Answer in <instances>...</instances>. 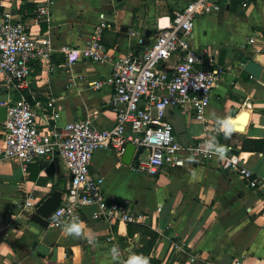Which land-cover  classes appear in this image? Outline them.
I'll list each match as a JSON object with an SVG mask.
<instances>
[{
  "label": "crops",
  "instance_id": "1",
  "mask_svg": "<svg viewBox=\"0 0 264 264\" xmlns=\"http://www.w3.org/2000/svg\"><path fill=\"white\" fill-rule=\"evenodd\" d=\"M187 1L0 0V13L9 11L35 37H47L52 50L48 66L32 61L20 90L0 84V106L21 93L33 106L38 128L43 113L50 112L58 113L56 125L87 119L96 128L109 127L114 120L110 90L92 88L93 80L108 74L109 63L67 65L58 49L84 46L92 28L104 21L100 42L110 58L136 54L143 48L135 46L127 31L143 36L148 30L150 36ZM217 2L218 11L195 17L191 44L205 48L223 66V74L201 118L169 106L164 119L181 145L209 135L231 146L258 186L247 187L234 172H222L214 163L187 159L148 176L121 162L125 146L119 155L99 148L91 155L89 169L101 178L104 195L131 199L145 218L129 230L127 224L110 229L106 221L90 218L92 208H86L77 219L94 241L86 243L89 239L66 236L62 226L43 228L26 217L33 208L25 207V200L39 203L53 189H64L67 173L58 159L39 158L22 168L17 160L0 157V264H116L110 253L114 245L120 249L119 264L131 253L148 256L150 264H264V149L241 148L244 140L264 141V0ZM39 5L47 6L48 18L33 19ZM249 37L252 43H247ZM249 60L260 67L256 79L243 68ZM244 112L240 131L234 130L229 139L217 133V119L238 125ZM147 232L154 234L151 241Z\"/></svg>",
  "mask_w": 264,
  "mask_h": 264
},
{
  "label": "built area",
  "instance_id": "2",
  "mask_svg": "<svg viewBox=\"0 0 264 264\" xmlns=\"http://www.w3.org/2000/svg\"><path fill=\"white\" fill-rule=\"evenodd\" d=\"M218 9L217 0H188L167 17L163 26L156 25L148 44L136 54L110 58L108 49L100 42L101 30L106 27L104 21L92 28L84 46L58 49L67 65L77 61L109 63L108 74L92 82L94 90L103 86L110 90L108 105L114 120L109 127L96 128L87 119L56 125L58 113L50 112L43 113V123L38 128L33 106L21 93L15 101L5 104L4 119L0 122V157L17 160L22 168L39 158L50 161L56 157L67 173V183L52 215L70 222L79 219L84 209L92 208L90 218L106 221L110 229L118 224H142L145 215L134 210L131 199L105 196L101 178L93 176L89 169L93 151L104 148L119 155L127 143L134 148L128 167L136 173L155 176L166 168L181 166L182 160L187 159L193 163H214L222 172H234L247 187L258 186L253 172L239 163L231 146L219 142L230 148L223 161L205 156L203 146L209 135L181 145L171 123L164 119L169 106L197 118L204 113L211 89L224 68L205 48L192 46V29L197 15L213 14ZM47 10V6H37L33 19L48 18ZM127 36L135 45L142 39L133 29L127 31ZM252 42L249 37L247 43ZM50 44L45 36L35 37L9 11L1 12L0 84L20 90L32 71L33 60L48 66ZM166 61H170L168 66ZM37 203L25 200L24 206L34 208ZM48 225L62 226L51 220ZM232 264L239 262L234 260Z\"/></svg>",
  "mask_w": 264,
  "mask_h": 264
},
{
  "label": "clouds",
  "instance_id": "3",
  "mask_svg": "<svg viewBox=\"0 0 264 264\" xmlns=\"http://www.w3.org/2000/svg\"><path fill=\"white\" fill-rule=\"evenodd\" d=\"M216 131L218 134H223L225 139H229L234 131L229 122L225 119H217ZM230 148L227 145H222L216 139V136H209L203 146V154L208 157H216L219 161H223L227 158V154ZM14 219V218H13ZM52 222L62 225V229L66 236L74 239H89L85 236L82 223L77 220L70 222H62L59 215L53 214L50 218ZM89 243H94L89 239ZM111 259L119 264L120 249L118 245H114L110 250ZM124 264H150V258L143 254L131 253L128 255Z\"/></svg>",
  "mask_w": 264,
  "mask_h": 264
},
{
  "label": "water",
  "instance_id": "4",
  "mask_svg": "<svg viewBox=\"0 0 264 264\" xmlns=\"http://www.w3.org/2000/svg\"><path fill=\"white\" fill-rule=\"evenodd\" d=\"M148 36H149V31L146 30L143 33L142 39L140 41V45L142 47L146 46L148 44ZM244 70L248 72L253 78H257L260 72V67L254 63L253 61H247L244 64ZM4 114H5V105L0 106V122L3 121L4 119ZM236 127H240L239 125H234ZM133 145L130 143L125 144V150L122 152V160L121 162L124 165H128L131 156L133 153ZM61 191L58 189H53L49 195L44 197L37 205L33 208V211L31 213H26V217L39 225L40 227L46 228L48 226V223L50 221V218L52 216L53 210L55 209L59 198H60ZM137 237H135V240ZM132 245H130L129 248H131Z\"/></svg>",
  "mask_w": 264,
  "mask_h": 264
},
{
  "label": "trees",
  "instance_id": "5",
  "mask_svg": "<svg viewBox=\"0 0 264 264\" xmlns=\"http://www.w3.org/2000/svg\"><path fill=\"white\" fill-rule=\"evenodd\" d=\"M138 49H142L143 47L140 44L135 45ZM251 145V146H248ZM241 148H250L254 151H262L264 149V141L262 140H244L241 142ZM54 188V187H53ZM136 224L127 223V229H131V226H134ZM150 238V241L153 239L154 234L151 232H147ZM149 243V241H148Z\"/></svg>",
  "mask_w": 264,
  "mask_h": 264
},
{
  "label": "bare ground",
  "instance_id": "6",
  "mask_svg": "<svg viewBox=\"0 0 264 264\" xmlns=\"http://www.w3.org/2000/svg\"><path fill=\"white\" fill-rule=\"evenodd\" d=\"M246 117H247V113H242L241 117H240V123L238 124L240 127H236L234 126L235 124L232 122V121H228L230 126L234 129V130H238L240 131L243 127V125L245 124L246 122Z\"/></svg>",
  "mask_w": 264,
  "mask_h": 264
}]
</instances>
